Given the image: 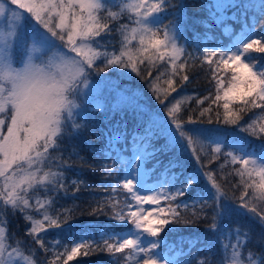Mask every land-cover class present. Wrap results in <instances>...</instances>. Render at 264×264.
<instances>
[{
    "label": "snow or ice",
    "instance_id": "1",
    "mask_svg": "<svg viewBox=\"0 0 264 264\" xmlns=\"http://www.w3.org/2000/svg\"><path fill=\"white\" fill-rule=\"evenodd\" d=\"M253 6L264 18V0L255 5L215 0L208 5L215 22L221 24L224 10L236 8L242 30L233 36L230 28H224L231 38L227 46L209 47L207 39L197 37L189 51L181 42L186 23L182 0H0V264H69L78 256L100 253L108 254L109 264H196L195 254L179 260L186 255L182 250L175 256L171 250L163 251L160 234L165 228L206 221L220 239L224 236L220 222L238 209L264 221V146L259 154L248 153L242 145L224 144L218 128L209 134L207 129L187 127L223 123L264 139V111L259 119L241 124L249 112L264 110V64L260 62L264 57L253 55L264 54V35L256 32L255 19L250 26L246 23ZM230 19L236 20V14ZM29 22L34 25L26 31ZM116 33L121 37L118 49L105 39ZM197 65L207 66L203 70L215 91L196 101L197 108L191 111L198 115L193 116L182 108L183 99L165 100L189 81L185 70ZM115 69L122 70V77L135 74L144 81L163 106L166 119L154 113L146 118L135 93L125 96L106 75ZM161 77L167 88L161 86ZM101 85L107 89L103 103L97 99ZM113 95L120 98L117 104H112ZM205 102L207 106L200 107ZM90 104L105 113L120 110L134 122L130 157L118 146L126 131L109 136L102 129L93 133L97 139L107 138L105 149L96 150L103 153L102 160L89 164L78 154L65 157L66 141L87 130ZM118 127L126 129L127 120ZM160 135L167 142L150 149ZM184 150L195 157L198 173L208 185L193 201L200 207L191 216L181 209L189 208L183 198L197 185V175L180 180L181 173L174 171L182 167ZM169 152L172 158L162 170L156 171L159 160L151 169L145 168L157 153ZM77 162L102 173L103 186L78 179L66 182V169ZM213 163L216 169L211 168ZM228 175L239 181L225 190L218 181ZM81 191L107 195L84 208L75 204ZM69 196L72 207H56ZM9 211L22 213L31 222L26 234L33 246L25 247L8 232ZM77 214L105 216L115 225L103 227L98 238L80 235L68 244L58 241L51 250L46 234L65 226L71 229ZM234 232L236 243L224 245L232 249L224 264H264V253L259 260L252 252L243 258L240 230ZM198 264L207 262L201 259Z\"/></svg>",
    "mask_w": 264,
    "mask_h": 264
},
{
    "label": "trees",
    "instance_id": "2",
    "mask_svg": "<svg viewBox=\"0 0 264 264\" xmlns=\"http://www.w3.org/2000/svg\"><path fill=\"white\" fill-rule=\"evenodd\" d=\"M238 2L241 4L249 3L255 5L259 3V0H238ZM182 3L184 5L183 14L186 23L183 28V39L181 42L188 46L189 51H192V45L197 40V37L200 39H207L209 47L218 44L227 46L231 38L224 34V28H230L234 36L242 26L240 23L239 11L236 8H228L224 10L222 15L225 19L218 25L210 16L208 7V5L214 4L215 0H182ZM233 13L237 16L236 20L230 19ZM170 18L171 17H169V19ZM254 19L256 21V32L260 35H264V18H261L260 11L255 6L248 9L246 23L251 25ZM163 22L165 24L168 23V19H164ZM205 23L209 24L210 27L206 28L204 26ZM115 26L116 25H113V27ZM105 39L111 41L117 49L119 48L118 41L121 39L119 33L106 37ZM253 55L264 57V54ZM260 62L264 64V59H261ZM160 67L163 69V65ZM206 67V65L203 66V68ZM203 68H201L200 65H197L195 68L186 69L185 71L186 74L189 75V81L186 82L182 88H179L178 92L172 93V95L165 100V103H168L173 97L183 99L184 103L182 108L193 116L198 115V113L191 111L192 109L197 108L196 101L207 96L209 91H212L213 93L215 91L214 85L209 83L210 77L205 75ZM121 71L122 70L115 69L109 71L106 75L109 76L110 79L118 81L121 85L138 90L141 93V97L144 98V101H141L138 105L142 106L146 118L148 113H154L160 118L166 119L163 106L156 101L150 89L145 86L144 81L135 77V74H127L122 77L120 76ZM156 75L157 73L154 71L153 77ZM163 79L164 78L161 77V86L167 88V85L163 84ZM206 106L207 102L200 107ZM236 107H239V105H233V108ZM213 109L214 111L216 110L215 105L213 106ZM219 111L221 114L223 113L222 108H220ZM262 111L264 110L256 109L249 112L244 116L241 124L246 125L253 119H259ZM87 114V130L82 131L70 141H66V151L64 152L65 157H67L69 153L78 154L79 157H82L89 164L98 163L102 160L104 158L103 153L96 150L105 149L107 138L101 135V138L97 139L96 135L93 133L97 132L98 129H102L103 132L108 133L109 136L120 131H126L127 135L121 142H119L118 146L122 149H126L124 155L129 156L132 148L131 137L134 122L129 117L123 116L120 110H110L107 113L103 110H89ZM125 120H127V128L121 129L118 127V125L124 124ZM81 123H84V121H81ZM187 127L207 129L209 134H212L214 129L218 128L222 133L221 139L224 144L242 145L248 153L259 154L262 150V146H264V139H261L259 136L249 135L246 132H241L238 126L225 125L223 123L211 125L205 123L187 125ZM166 142L167 138L160 135L152 141L150 149L151 147L159 148ZM199 147L200 146L197 145L198 149ZM206 151L210 153V147L207 148ZM172 155V152L166 154L157 153L153 159L146 161L145 167L146 169H151L156 161L159 160L161 161V164L156 171H160L163 169L164 165L169 162ZM180 157L182 167L174 169V171L181 173L179 179L183 180L190 174H196L198 179L197 185L190 190L188 196L183 198L189 204V208L181 209V211L186 215L191 216V213L194 210H199L200 207L199 204H193V201L196 200L198 196L204 194L203 190L207 188L208 185L206 184L203 175L198 173L199 165H197L195 157L190 154V150L182 151ZM231 167L232 166H229V168ZM235 167H238V165ZM211 168L216 169L217 163L211 164ZM227 171H229V169H225V172ZM72 179L85 180L89 185L93 186H103L104 184L102 173L93 172L86 166H81L78 162L71 168L66 169V182L71 183ZM238 181L239 177L228 175L226 177H221L218 182L224 185L225 190H230L231 184L238 183ZM235 191L238 192V190ZM106 195L107 194L103 192L81 191L77 193L75 204L87 208L89 201L103 199ZM72 205L73 198L69 196L61 199L56 207H72ZM240 210L243 209H238L220 222L221 227L224 229V236L220 239L216 238L217 234L209 231L206 226V221L194 225H179L175 227L169 225L165 228L164 232L160 234L165 241L163 251L169 252L171 250L170 254L176 255L177 252L182 250L186 255L179 256V260H187L195 254L196 264H198V261L201 259L205 260L207 264H224L230 253V247L225 248L224 245H230V237L234 234V230L238 228L244 235L245 239V245H241L242 256L244 257L246 253L252 252L256 259L260 258V254L264 253V227H261L256 219L252 217L253 214L247 212L242 213ZM6 219L13 228L15 236L24 242V246H33L31 239L26 234L27 226L25 225L23 217H19L15 214L13 215L9 211L6 215ZM71 223V229H68L67 226H65L64 229H52L47 233L46 242L49 244L51 250L54 251L57 248L58 241L68 244L80 235L90 234L98 238L99 231L102 230L103 227L115 225L114 221L109 220L105 216L97 217L86 214H77L76 218L73 219ZM131 227V225L127 226V228ZM25 253L28 254L27 252ZM50 258L51 255H49V259ZM109 261L110 258L107 253H100L88 256H78L74 258L73 261H70L69 264H109Z\"/></svg>",
    "mask_w": 264,
    "mask_h": 264
},
{
    "label": "rangeland",
    "instance_id": "3",
    "mask_svg": "<svg viewBox=\"0 0 264 264\" xmlns=\"http://www.w3.org/2000/svg\"><path fill=\"white\" fill-rule=\"evenodd\" d=\"M5 2H7V0H5ZM34 25V22H29L27 25H26V31L27 30H30L31 28H32V26ZM249 25V24H248ZM250 26V25H249ZM242 27L243 26H241V28L235 33V35H238L239 33H240V31L242 30ZM14 56L16 57V59L17 60H19V58H20V53H19V51H15L14 52ZM115 84H117L118 86H119V89L121 90V91H123V93H124V95L125 96H131V95H133V93H135V100H136V103L137 104H139V103H141V101H144V98L143 97H141L142 95H141V93L138 91V90H134V89H132V88H130V87H127V86H123V85H121L120 83H118V81H115V80H113V79H111ZM107 94V89H105L104 87H103V85H101V88H100V92L98 93V96H97V99H99L102 103H103V101H104V96ZM119 97H117V96H115V95H113V104H117L118 102H119ZM121 107H124V105H121ZM89 110H96L94 107H93V105H88V109H87V113H88V111ZM146 111V110H145ZM6 130V129H5ZM253 154H255V153H253ZM131 156V153L129 154V157ZM146 164V163H145ZM146 168V167H145ZM145 207L146 208H151V207H153L152 205H145ZM235 207V206H234ZM242 213H245V211H243V210H240ZM15 215H18L19 217H23V219H24V216H23V214L22 213H19V212H17V213H15ZM252 217L253 218H255L256 219V221L258 222V224L261 226V227H264V221H261L260 219H259V217H257V216H254V215H252ZM25 220V219H24ZM6 221H7V229H8V232L11 234V233H14V230H13V228L11 227V225L9 224V222H8V220L6 219ZM25 225L27 226V230H29L30 229V227H31V222L30 221H26L25 220ZM51 230H49V232H50ZM48 232V233H49ZM42 235H45V234H42ZM47 235V234H46ZM147 239H150V238H146V241H147ZM240 240L242 241V245L244 246L245 245V239H244V235L242 234V232L240 231ZM230 241H231V243H230V245L231 244H233V243H236V236H235V232H234V234H232L231 235V237H230ZM229 250H230V253H229V256H228V259H230V257H231V251H232V249H231V247L229 248ZM26 254V253H25ZM247 254L248 253H246L245 255H244V257L243 258H247ZM27 255V254H26ZM173 256H175L174 254H173ZM254 257V256H253ZM255 258V257H254ZM177 259H178V257H177ZM180 259V258H179ZM256 259V258H255ZM260 258H258L257 260H259Z\"/></svg>",
    "mask_w": 264,
    "mask_h": 264
}]
</instances>
